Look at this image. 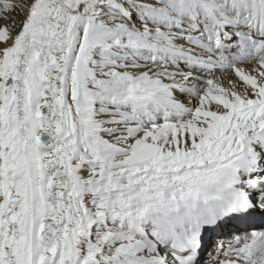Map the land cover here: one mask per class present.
Listing matches in <instances>:
<instances>
[{
    "label": "snow or ice",
    "instance_id": "snow-or-ice-1",
    "mask_svg": "<svg viewBox=\"0 0 264 264\" xmlns=\"http://www.w3.org/2000/svg\"><path fill=\"white\" fill-rule=\"evenodd\" d=\"M0 264H264V0H0Z\"/></svg>",
    "mask_w": 264,
    "mask_h": 264
}]
</instances>
